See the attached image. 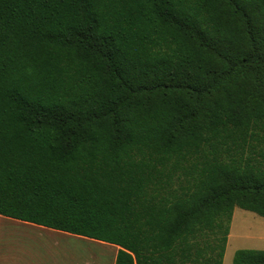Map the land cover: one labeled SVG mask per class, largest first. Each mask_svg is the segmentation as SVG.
Listing matches in <instances>:
<instances>
[{
	"label": "trees",
	"instance_id": "obj_1",
	"mask_svg": "<svg viewBox=\"0 0 264 264\" xmlns=\"http://www.w3.org/2000/svg\"><path fill=\"white\" fill-rule=\"evenodd\" d=\"M234 208L264 219V0H0V216L222 264Z\"/></svg>",
	"mask_w": 264,
	"mask_h": 264
},
{
	"label": "crops",
	"instance_id": "obj_2",
	"mask_svg": "<svg viewBox=\"0 0 264 264\" xmlns=\"http://www.w3.org/2000/svg\"><path fill=\"white\" fill-rule=\"evenodd\" d=\"M71 240L94 250L102 248L109 256L108 264H115L119 249L115 245L0 216V264H76L67 253L55 252Z\"/></svg>",
	"mask_w": 264,
	"mask_h": 264
},
{
	"label": "rangeland",
	"instance_id": "obj_3",
	"mask_svg": "<svg viewBox=\"0 0 264 264\" xmlns=\"http://www.w3.org/2000/svg\"><path fill=\"white\" fill-rule=\"evenodd\" d=\"M61 246L65 247L62 248L63 251L56 248L55 252L67 253L76 264L109 263V256L102 248L94 250L75 240ZM246 249L264 250V219L254 213L234 208L223 264H232L234 253Z\"/></svg>",
	"mask_w": 264,
	"mask_h": 264
}]
</instances>
